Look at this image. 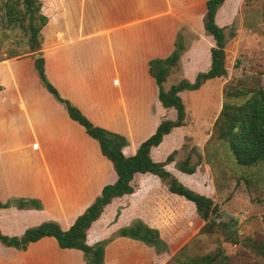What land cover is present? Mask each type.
Here are the masks:
<instances>
[{
	"label": "crops",
	"instance_id": "crops-1",
	"mask_svg": "<svg viewBox=\"0 0 264 264\" xmlns=\"http://www.w3.org/2000/svg\"><path fill=\"white\" fill-rule=\"evenodd\" d=\"M38 1L41 4L40 13L46 18L38 45L39 57L44 59L46 78L51 75L57 84V75L52 74L58 66L66 65L65 57L56 55V50L73 45L86 46L77 48L75 52L78 57L74 64L76 67L71 68L73 71L68 78L72 82L63 83L64 78H61L62 81L57 85L60 92L61 89L66 92L73 90L70 93L76 94L77 100L72 96L62 95L94 126L126 139L127 144L122 148L126 157L135 154L139 145L154 134L161 121L175 120L176 117L173 109L163 108L158 101V88L149 74V62L170 56L177 39L180 42L189 39L184 47L189 45L191 57L181 59L183 64H177L170 70L163 83L164 90L182 80L193 82L198 73L205 72L210 67V50L215 43L203 27L205 4L208 0ZM225 3L226 0L215 17L216 24L224 31L226 24L222 21L220 12ZM85 49L93 53L88 58H80ZM28 57L31 58L26 59L27 91L32 90L44 100L45 105H51L57 119H61L62 125L68 127L72 123L67 113L63 106L54 104L38 85V78L32 71V60L35 57ZM17 59L0 62V65ZM189 66L191 70L180 72V67L185 70ZM174 70H179L176 78ZM220 81L212 79L197 91H183L179 94L185 105V125L189 120H196L195 115L191 114L190 98L206 88H212L213 96L218 98L223 88ZM3 92L5 91H0ZM10 92L12 98L17 97L14 89ZM21 110H24L22 115L27 113L26 107ZM206 112H211V118L216 119L220 111L213 107L212 111L209 108ZM186 127L174 128L163 137L158 147L151 148L149 156L153 162L162 163L175 151L173 162L167 164L165 170L189 189H198L199 194L211 197L210 191L204 190L203 186L199 187L194 178L201 175L208 179L210 168L204 155L193 175L181 173L175 166L178 160L182 161L185 157L179 148L185 142ZM85 135L89 137L86 133ZM93 140H88L90 142L82 146L91 158L81 160V157H76L72 164H68L64 157L57 162L54 157H51L52 160L46 159L44 155L41 157L38 153H27L31 151L29 146L32 142L25 140L20 159L23 160L26 175L24 177L14 173L11 181L6 175L9 171L0 157V203L12 199H29L41 204L40 210L31 207L19 209L15 206L0 208L2 235L19 238L25 230L45 222H54L65 231L92 204L94 198L100 195L104 186L116 181L117 175L111 162L103 157L98 143H93ZM40 143L42 149L45 148L49 153L61 146L55 139H50L49 142L43 139ZM19 145V142L16 143L17 153ZM88 145H93V148L88 150ZM193 145L199 146L201 142ZM196 148L203 153V146ZM188 177L195 181L186 182ZM130 184L133 193L114 198L91 224L86 234V244L93 246L112 237L104 248L103 264H164L171 255L198 235L203 222L196 214L193 203L170 193L156 176L148 173L135 174ZM135 221L156 230L167 245V252L156 254L153 248L140 241L119 236L120 230L131 226ZM0 264L86 262L81 251L61 249L54 238L43 237L28 244L25 250L7 247L0 242Z\"/></svg>",
	"mask_w": 264,
	"mask_h": 264
},
{
	"label": "rangeland",
	"instance_id": "rangeland-1",
	"mask_svg": "<svg viewBox=\"0 0 264 264\" xmlns=\"http://www.w3.org/2000/svg\"><path fill=\"white\" fill-rule=\"evenodd\" d=\"M11 4L14 8L8 12ZM220 16L226 24L224 31L226 76L220 81L224 87L223 94L216 98L213 96L212 88H206L190 98L193 112L191 114L195 115L197 121L189 120L185 125L187 127L184 131L187 136L181 146L182 149L179 148L184 155L192 152L193 163H201L204 155L205 162L210 168L208 179H204L205 176L201 175L194 178L197 179L199 187L203 186L204 190L210 191L211 197L218 206L216 221L219 225L211 233L196 235L184 248L182 247L181 251L171 255L164 264L214 253L217 249H221L232 264H264L262 255L264 253V162L248 168L238 165L228 147L217 138L212 129L215 117L211 118V112H206L209 108L212 111L213 107L219 108L220 111L223 103L240 105L254 92L264 89V0H226ZM28 23L29 15L25 12L21 0H0V62L18 58L17 61H7L0 65V91H5L0 93V157L9 171L6 174L9 180L14 173L24 177L26 175L25 167L22 165L23 160L20 159L25 140L32 142L29 146L31 151L27 153H38L41 157L44 155L46 159L54 157L60 162L64 157L68 164H72L76 157H81V160L91 158L87 150L82 148L90 142L88 140H92L85 135L83 129L68 117L72 124L68 127L63 126V121L57 119L51 105H45L44 100L32 90L27 91L29 86L26 83L28 80L25 74L26 59L36 53L31 51L33 44L30 40ZM32 23L36 27L38 20L35 19ZM188 40L180 42L177 39L182 47L177 62L179 66L183 64L182 60L186 56L191 57L189 45L184 47ZM85 47L73 45L56 50V55L65 57L66 62V65L58 66L52 74L57 75V84L62 81L61 78H64L63 83L72 82L68 78L73 71L71 68L76 67L74 64L77 63L78 57L75 52L77 48ZM91 53L93 52L85 49L84 55L80 58H88ZM32 61V71L36 74L34 60ZM189 70L191 66L185 70L180 67L181 73ZM178 72L179 70L173 71L175 78ZM46 79L62 99L66 100L64 97L66 95L77 100L76 94L70 93L73 90L66 92L61 89L60 92L54 77L50 75ZM38 81V85L44 89L49 99H52L54 104L62 106ZM12 89L17 92L14 93L17 95L15 98H12L10 92ZM47 102L50 103L49 100ZM23 107H26L25 112H27L24 115H22L24 110H21ZM64 112L66 113L65 109ZM80 133L83 136H80ZM43 139H47V142L50 139L58 140L61 146L56 148V151L52 149L49 153L45 148L42 149L40 141ZM18 142L19 155L16 151ZM200 142L199 146L193 145ZM93 143L97 144L94 140ZM201 146L203 153L198 152L196 148ZM92 148L93 145L87 146L88 150ZM175 155L176 152L173 160ZM195 179L188 177V180H185L190 183L189 181ZM197 191L199 190L196 189L194 192L198 193ZM10 207L12 206L7 208ZM31 208L36 209L32 206ZM40 209L41 204L36 210ZM111 238L98 243L106 246Z\"/></svg>",
	"mask_w": 264,
	"mask_h": 264
},
{
	"label": "trees",
	"instance_id": "trees-1",
	"mask_svg": "<svg viewBox=\"0 0 264 264\" xmlns=\"http://www.w3.org/2000/svg\"><path fill=\"white\" fill-rule=\"evenodd\" d=\"M224 2L225 0H208L205 4L206 12L203 18V27L206 34L211 36L215 43V46L210 50V67L207 71L198 73L193 82L182 80L170 86L168 90H164L163 83L170 70L176 66L182 47L177 42L170 56L165 59H154L149 62V74L154 79L158 88V101L163 108L173 109L176 117L175 120L161 121L154 134L143 141L135 154L129 157L124 156L122 153V148L127 144L126 139L118 134L94 126L79 109L69 101L62 99L58 92L47 82L43 58L39 57L34 59V70L39 82L58 103L62 104L68 117L79 124L85 133L98 143L103 157L111 162L117 179L113 184L106 185L102 188L100 195L75 219L69 229L63 231L56 223L45 222L37 227L25 230L19 238H10L0 233V242L3 245L14 247L18 250H25L27 245L32 242H36L43 237H52L61 249H76L81 251L86 264H103L105 246L102 243H98L95 246H88L86 244L87 231L91 224L100 217L103 209L114 198L133 193V187L130 183L135 174L148 173L154 175L167 187L170 193L181 196L185 200L193 203L196 214L203 222L198 234L211 233L219 225L216 221L218 206L215 204L213 198L192 191L165 170V166L173 162L175 151L162 163L153 162L149 153L151 148L158 147L163 137L168 135L174 128L185 126V105L179 94L183 91H197L205 82L212 79L222 80L226 76V68L224 65V30L215 22L217 11ZM21 4L25 12L29 15L28 29L30 40L32 44L37 42L39 45L40 31L46 23V18L40 13L41 4L38 0H21ZM12 8H14L13 4L10 5L8 12ZM35 19L38 20L36 27L32 23ZM223 88L221 94H223ZM222 105L219 115L212 126L217 138L228 147L238 165L248 168L263 163L264 89L254 92L240 105H230L228 103H223ZM192 157L193 154L191 151L186 153L182 161L176 162L175 166L177 170L187 175H193L199 163H193ZM9 206H15L19 209L29 208L31 206L36 209L40 208V204L35 200L12 199L6 203H0V208H7ZM119 236L140 241L147 247L153 248L156 254L167 252V245L160 239L158 232L146 227L139 221H135L131 226L120 230ZM257 253L260 256L258 250ZM262 255L264 257V253ZM169 264L232 263L221 249H217L214 253L190 258L189 260H176Z\"/></svg>",
	"mask_w": 264,
	"mask_h": 264
},
{
	"label": "water",
	"instance_id": "water-1",
	"mask_svg": "<svg viewBox=\"0 0 264 264\" xmlns=\"http://www.w3.org/2000/svg\"><path fill=\"white\" fill-rule=\"evenodd\" d=\"M31 51H32V52H36V53L34 54L35 59L39 57V47H38L37 42H34V43H33V48H32Z\"/></svg>",
	"mask_w": 264,
	"mask_h": 264
}]
</instances>
